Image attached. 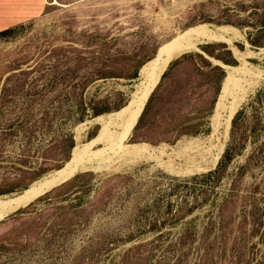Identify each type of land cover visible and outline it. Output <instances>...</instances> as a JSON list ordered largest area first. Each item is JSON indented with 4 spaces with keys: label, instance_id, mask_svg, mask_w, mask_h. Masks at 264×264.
<instances>
[{
    "label": "rangeland",
    "instance_id": "obj_1",
    "mask_svg": "<svg viewBox=\"0 0 264 264\" xmlns=\"http://www.w3.org/2000/svg\"><path fill=\"white\" fill-rule=\"evenodd\" d=\"M56 1L0 33V264H264V0Z\"/></svg>",
    "mask_w": 264,
    "mask_h": 264
},
{
    "label": "crops",
    "instance_id": "obj_2",
    "mask_svg": "<svg viewBox=\"0 0 264 264\" xmlns=\"http://www.w3.org/2000/svg\"><path fill=\"white\" fill-rule=\"evenodd\" d=\"M47 0H0V33L39 18Z\"/></svg>",
    "mask_w": 264,
    "mask_h": 264
},
{
    "label": "bare ground",
    "instance_id": "obj_3",
    "mask_svg": "<svg viewBox=\"0 0 264 264\" xmlns=\"http://www.w3.org/2000/svg\"><path fill=\"white\" fill-rule=\"evenodd\" d=\"M49 0H47V2H48ZM82 1H86V0H82ZM114 1H116V0H114ZM52 4H56L57 5V1L56 0H52ZM86 10V9H85Z\"/></svg>",
    "mask_w": 264,
    "mask_h": 264
}]
</instances>
